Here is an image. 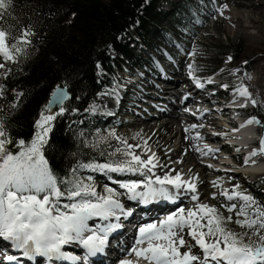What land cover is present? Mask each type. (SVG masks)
<instances>
[{
  "label": "snow or ice",
  "instance_id": "obj_1",
  "mask_svg": "<svg viewBox=\"0 0 264 264\" xmlns=\"http://www.w3.org/2000/svg\"><path fill=\"white\" fill-rule=\"evenodd\" d=\"M11 5L12 0H0V20ZM35 36L31 25L16 27L13 32V26L0 24V60L4 61L0 63V77L8 78L11 72L7 68L9 62L18 64L31 54ZM189 55L194 56L195 50ZM231 59L228 58L229 61ZM187 67L195 86L204 88V83L195 75L199 67L195 63ZM207 83L214 81L209 78ZM221 87L225 90L229 88L227 84ZM4 92V85L0 84V98ZM235 92L246 101L250 100L253 106L257 105L247 87L239 86ZM113 94L115 90L102 95ZM17 95L23 96V93ZM69 99L67 86L56 85L35 122L32 139L16 142L18 151L15 153L8 148L13 141L0 118V242L20 252L30 264L33 260L37 264L61 261L89 264V258L103 254L110 244V236L122 228L118 222L121 217L127 219L133 214L132 210L125 208L121 196L147 205L158 200L175 203L183 194L190 193L191 207H178L163 218L141 224L134 246L127 250V255L135 259L122 258L117 264H264V204L242 190L239 184L230 190L222 188L218 178L211 182L214 188L219 189L218 193H212V199H216L217 195L223 197L228 203L220 208L234 213L236 219L233 220L232 215L225 216L217 206L200 202L197 185L202 181L198 175L186 180L175 169L157 175L156 169L166 168L167 165L160 162L147 140L133 145L128 143L127 138L118 136L115 130H110L106 136L97 134L95 141L87 142L85 146L97 151L105 159L104 163L94 159L78 162L77 167L71 170L70 178L55 175L44 150L54 122L67 111L64 104ZM12 107L16 108L18 104ZM239 107L246 108L247 103ZM90 110L95 112L96 106H91ZM185 111L189 110L186 108ZM252 124L264 126L253 116L241 127ZM197 127L204 125L193 124L185 131ZM110 139L118 144L112 151L107 150L112 147ZM193 139L202 137L197 133ZM102 145L107 147L101 148ZM204 148L208 152L214 151L208 145ZM136 149L140 152L137 153ZM200 151L207 155V152ZM260 154H264V137L260 140L259 149H254L245 163ZM80 169L101 174H133L143 179L118 182L123 192L107 185L101 192L97 190L92 176L79 177ZM97 220H115L117 223L90 224ZM233 223L242 231H235L231 227ZM185 236L194 243H189ZM73 244L84 250L83 255L64 250ZM194 247L199 248L202 256L193 253ZM183 248L187 250L182 252ZM5 259L14 264L18 257L7 255Z\"/></svg>",
  "mask_w": 264,
  "mask_h": 264
},
{
  "label": "trees",
  "instance_id": "obj_2",
  "mask_svg": "<svg viewBox=\"0 0 264 264\" xmlns=\"http://www.w3.org/2000/svg\"><path fill=\"white\" fill-rule=\"evenodd\" d=\"M162 1L170 2L171 10L160 7ZM182 4V0H12L0 24L13 26V32L16 27L31 25L36 36L31 54L7 66L11 69L7 79L0 77L4 93L16 87L23 93L12 104L0 106V118L13 141L8 148L15 153L16 142L32 139L50 92L65 84L71 96L64 104L67 111L54 122L44 150L49 166L59 178H70L78 162L105 161L85 146L95 141V126L102 121L81 112L98 91L114 81L121 67L158 69L159 58L169 56L170 50L154 40L155 26L162 28L163 20L185 25L194 15L189 0L186 11ZM171 38L170 30H165V44L171 45ZM202 50L213 58L208 71H216L225 57L241 58L243 46L239 42L204 41ZM13 104L18 107L13 108ZM235 225H231L234 230Z\"/></svg>",
  "mask_w": 264,
  "mask_h": 264
},
{
  "label": "rangeland",
  "instance_id": "obj_3",
  "mask_svg": "<svg viewBox=\"0 0 264 264\" xmlns=\"http://www.w3.org/2000/svg\"><path fill=\"white\" fill-rule=\"evenodd\" d=\"M177 3L180 2V0H174ZM239 2H246V0H237ZM249 1V4L251 7L256 11L260 9L261 7L264 9V0H247ZM187 0H182V9L185 11L188 9L185 3ZM162 4L160 7L162 8H169L170 9V2L162 1ZM189 3L192 6L191 12L194 15L191 19L186 18L187 22H185V25H175L173 22L169 20H163L162 21V28H157L155 26V32L153 33L154 40L161 41L163 46H167L166 48L170 50V55L167 56L165 59L163 57V60L161 59V66L160 71L157 73L156 76H149V72H142L140 73V76H142L141 79H143V82H139L140 89H138V92H133L130 94L126 93L117 100L116 96H119V92L121 91L120 88H115L114 86L111 87H104L100 91H98L95 95L94 100H91L86 107L82 110L83 116L86 117H92L97 118L101 120V124H98L95 126V137L97 138V134L100 135H107V133L110 130H115L116 134L118 136L127 138L128 143L135 145L133 137H136L137 141L143 144L144 140H147L148 145L151 147L152 151H154L157 155H161L162 157L166 158L167 164H171L170 169H175L176 171L181 172L182 170H187L189 165L187 163L180 162L182 161V157L186 153V148L183 149V151L180 153V157L175 159H171V152L173 149H175L180 141L181 136L180 134H177L175 138L172 141H168L169 135L166 134L163 130L156 131L157 127L153 126L152 129L149 131L144 130V125L140 124L137 119L145 118V121L149 123V125H153L156 123L164 122L165 117H159V115L162 112L157 111L156 108L151 107V103L155 104L157 103V97H162L165 95L167 99L165 100H171L172 102L175 101V98L172 96V93L170 91H166L165 85L167 82L164 83L160 77H165V75L162 73L164 70L168 72L167 77H172V72L175 70V68L178 67V64L181 62L182 64V71L181 76L184 79H180L178 81L179 85L178 87L186 86V82L189 83V85H192L194 83L192 79L189 76V70H188V64L195 63L199 67V71L195 73L198 77H204L208 76V69L210 67V64L213 62V58H209L207 55L203 54L202 50V42L204 41H215V42H233L237 43L239 42L243 46L242 56L241 58H232L231 61L228 60L229 57H225L220 67L216 70V73H219L218 77L222 76V79H226L231 84H236L239 78L244 77L245 81H247L250 77L251 81H254L256 78H258L259 85H256L255 87H247L248 91L252 94V98L257 101V105L253 106L251 101H247L249 105L255 109V114L261 118V120L264 122V14L262 16L258 17L257 13L254 12L253 18L255 20L260 19L259 26L253 24L249 27L244 28H238L235 29L234 26L230 24V22L224 17L225 13V5L229 3V0H189ZM263 4V5H262ZM172 7V6H171ZM257 8V9H256ZM176 10V7L174 8ZM178 11V10H177ZM244 11V9L242 10ZM188 14V12H186ZM222 13V14H221ZM199 21V22H198ZM256 26V27H255ZM170 30L172 33V38L170 41L171 45L165 44L163 36L164 31ZM174 35V36H173ZM153 41V40H152ZM178 41L180 44L179 46L172 45L173 43ZM250 46V47H248ZM195 50V55L191 56L189 55ZM172 53V54H171ZM157 55V53H155ZM162 58V57H160ZM241 59V60H239ZM242 61V65H238V62ZM247 61V63H245ZM0 63H4L3 60H0ZM11 62L7 64L9 66ZM236 65V66H235ZM127 66V65H126ZM120 67V66H119ZM128 67V66H127ZM122 68V67H121ZM120 68V69H121ZM131 70L135 71L134 68L129 67ZM223 69V71H221ZM126 70L124 67L121 69V72L116 73L115 78H119L120 74H125ZM238 70V71H236ZM101 73V69L99 71ZM161 75V76H160ZM217 75H212L209 78H214ZM115 81V79H114ZM192 81V82H191ZM242 81V80H241ZM244 81V79H243ZM242 81V82H243ZM167 84H170L167 83ZM240 86H245L244 83H241ZM113 90H115V94L113 95H102L103 93H112ZM149 91V92H146ZM19 88H13L7 93H4V96L0 98V106L3 105H10L13 103V101L18 98V93H20ZM124 92V91H123ZM126 92V91H125ZM205 92V91H204ZM153 93V94H152ZM154 93H160L161 96H156ZM7 95V96H6ZM12 97L13 99L10 100L9 97ZM102 96L106 97L109 101V105L103 106L98 105L96 103H100V99ZM184 96V94H180L178 97V100ZM101 97V98H100ZM130 99H129V98ZM213 95L208 96L209 98H212ZM148 98V99H147ZM129 99V100H127ZM207 99V100H208ZM159 100V99H158ZM155 101V102H154ZM163 102V101H162ZM96 106V111L92 112L90 110L91 106ZM165 107H162L163 112H166L169 110L171 112L172 105L168 106L165 104ZM177 108L176 110L178 112L179 117V123L175 124V129L180 130L183 132L182 139L187 140L190 138V142L187 144L188 147H192L195 150V156L199 165L197 167V171H194L192 173L193 175H198L200 177V181L202 183H198L199 191H201L202 195L200 196V202L202 203H208L211 205H215L218 208L222 204L228 203L223 197L217 195L216 199H212V193L219 192V189L214 188L212 186V180L216 176L217 178L222 177V180H220L222 188L225 189H231L234 185L239 184L241 186V189L250 193L254 197L257 198V200L264 204V178H261L262 180H259L256 178L255 175L250 173H244L242 171H247L249 168L245 165H240V167L232 166L228 162H233L232 157L229 155V152L227 150L225 151L222 149V147L218 144H220L216 137H218L216 134V137L213 139H204L203 136L202 139H193V137L196 136L198 132L195 131V129L190 130L189 132H186L185 129L189 128V126L195 123H189L185 124L186 118L191 117V121L194 119L197 123L196 125H204V128L206 131H216L217 129L214 128V126H218L219 124H211L208 122H203L200 119H198L200 113L202 110H192V113L187 112L183 113L185 111L187 105L185 107ZM104 107V108H103ZM114 110V111H112ZM250 110V109H249ZM153 113L150 114V113ZM186 112V111H185ZM188 113L192 116H188ZM244 115V114H241ZM129 118L127 122H123L122 120L124 118ZM145 116V117H144ZM193 117V118H192ZM211 117H214V120L217 119L215 117V114L213 112H209L208 119ZM216 121V120H215ZM217 122H221L217 120ZM188 123V122H187ZM139 134V136H137ZM209 140H213L208 142ZM110 144L112 145V149L116 146H118L117 141L114 139H110ZM177 145V146H176ZM204 145H208L209 148L213 149L214 151L208 152L207 149L204 148ZM251 145V144H250ZM221 147V148H220ZM257 148V147H256ZM255 148V149H256ZM203 152H207V155L202 154ZM230 150V149H229ZM254 149H251L253 151ZM137 153L140 152V150L136 149ZM146 158V157H145ZM240 161V159L238 160ZM162 163V160H160ZM239 163V162H237ZM185 164V165H184ZM196 164V163H194ZM209 164L212 166L209 167ZM257 165V164H256ZM77 167V165H76ZM201 169H204L205 172L202 173ZM167 170V169H166ZM162 171L161 168H157L156 172L159 175ZM166 172V171H165ZM195 173V174H194ZM175 175V173H173ZM78 175L81 178H86L88 176L93 177V182L99 188L98 191H103V188L107 185L110 187V179L111 177L107 176L106 173H98V172H91L88 170L80 169L78 171ZM111 175L114 176H120L121 174L118 173H111ZM127 176V174H124ZM129 177L132 176V174L128 175ZM184 179H190L189 176H184ZM115 189L119 188V185L113 186ZM120 189V188H119ZM189 199V198H188ZM190 200V199H189ZM192 201L185 202V207H191ZM220 210L223 212L225 216L232 215L233 220L236 219L234 213H228L225 209L220 208ZM235 231L240 232L242 231L241 228H239L237 225H235ZM186 238V236H185ZM190 243H193L190 241ZM197 251L196 249H193V252ZM133 258H135L133 256Z\"/></svg>",
  "mask_w": 264,
  "mask_h": 264
},
{
  "label": "bare ground",
  "instance_id": "obj_4",
  "mask_svg": "<svg viewBox=\"0 0 264 264\" xmlns=\"http://www.w3.org/2000/svg\"><path fill=\"white\" fill-rule=\"evenodd\" d=\"M224 8H225L224 17L230 22V24L232 26L235 27V29L249 27V26H252L253 24L259 26L260 19L255 20L253 18V14H254V12L257 13L258 17H260V16H262V14H264V9L262 7L255 11L251 7V5L249 4V1H247V0H246V2H239L237 0H229V3ZM243 9H244V11H242ZM181 64L182 63L180 62L178 64V67L175 68V70H173L172 77H167L168 72L166 70H164V72L162 73V75L163 74L165 75L164 78H166L167 81L170 82V84H167L169 82L164 84L165 85L164 89L166 91H170L172 93V96L175 98V101L172 102L171 100H165V99H167V97H165V95H163L162 97H158L159 101L162 103L161 106L160 105L157 106V108L159 107L157 111L162 112L159 115L158 119L160 117H165L164 122H162V123L160 122V124L156 123L153 125H149V123L144 120L147 118L145 116H144L145 118H141V119H137V120H138V122L140 121L139 122L140 124L144 125V130H146V131H149L150 129H152L153 126L157 127L156 131L163 130L166 134L169 135V137H168L169 142L172 141L177 134H180L181 141H180L179 145L178 146L176 145L177 147L175 149H173L172 152L170 153L171 159L172 158H175V159L179 158L180 153L183 151L184 148H186V153L182 157V164L185 162L189 165V167L187 168V170H182L180 173L183 174V177L184 176L192 177V173L194 171L198 170L197 167H198L199 163L197 160L195 161L196 157H194V156H195L196 152H195L193 146L188 147V145H187L191 139L190 138H188L187 140H184V138L182 139L183 132L181 131V129L174 131L175 124H177V123L180 124L179 117H177L178 112L176 110V107L177 108L181 107L180 106L181 104H182V107H185V105H200L201 103L207 104V103H209L211 98L208 99V96H206V94L204 92L205 88H202V89L197 88L194 83H192V85H189V83L186 82V84H187L186 86H183L181 88L178 87V85H179L178 81L180 79H184L181 76L182 75L181 74L182 65H183V64L182 65ZM239 79H240L239 80L240 82L238 83V85H240L241 83H244V85H246V87H255L256 85H259V81H260L258 78H256L254 81H251L250 79L245 81L244 77L239 78ZM243 79H244V81H243ZM163 82L165 83L166 80ZM147 92H149V91H147ZM180 94H184L183 99H182V103L178 100V97ZM154 95L161 96L162 94L160 95V93H156V94L154 93ZM96 104H97V106L98 105L107 106V105H109V101L105 96L104 97L102 96V98L100 99V103L98 102ZM165 104L168 106L172 105L171 106L172 107L171 112L169 110H167L166 112H163V109H161V108L162 107L166 108L167 106H165ZM151 107L154 108L156 106L151 104ZM193 110H195V109H193ZM254 112H255V109L250 107V110L243 111L242 114H244V116L247 117V119H248V117L250 118ZM183 113L187 114V112H185V111ZM189 115L192 116L191 114L188 113V116ZM208 115H209L208 111H202L200 113L198 119H200L203 122H208L211 124H217V125L219 124L220 126H221V124L226 123V119H222L219 115L215 116L217 118V119H215L216 121L214 120V117H211L210 119H208ZM232 116L240 119L239 114H237L235 111L232 112ZM185 120H186L185 124H189V123H195L196 124L197 123L194 119L191 121V117H187ZM217 120H219L221 122L218 123ZM214 128L218 129L219 127L214 126ZM195 131L198 132L201 136H203L204 139H207V140L213 139L214 137H216L215 134H212V132H216V131H211L209 133L206 131V129L204 127H202V128L197 127V128H195ZM237 131H239L241 133V138H239L238 140L240 142L244 143V147H243L244 151H249V150L251 151V149H255L256 147H257L256 149H258L257 144H258V137H259V133H260V128L258 125H256V124L247 125L245 127H241L239 129H237ZM210 141L213 142V140H209L208 142H210ZM221 147L225 151L226 150H227V152L229 151V153H230L229 155L232 157L233 160L238 161L240 159V154L239 153H233V151L229 150L228 146L225 143H222ZM161 160H162V164L167 165V167L161 169L162 171H160L161 173L159 175H163L165 173V171L167 172L171 167V164H167V162H166L167 160L165 157L161 156ZM253 161L255 162V164L245 163L244 165L248 166L249 168L247 169V171H242V172L253 174L256 176V178H258L259 180H262L261 178H264V157H263V155L260 154V155L255 156L253 158ZM194 163H196V164H194ZM230 165L233 166V164H230ZM201 172L204 173L205 170L201 169ZM156 174H158V173L156 172ZM110 183L114 186L117 185V182H110ZM119 190H123V189H119ZM188 197L189 196H187L185 193L181 196L179 201L182 199H186ZM121 202L125 205L126 209L132 210L133 214L130 217H128L127 219L121 217L120 221H118V222L122 225V228L119 229L115 235H112L110 237V244L106 247L105 252L103 254H98L96 257H90L89 258V264H101V261L106 258V255L108 252L111 253L112 251L121 250L122 248H124V246L126 244H128V241L130 238V233H131L132 229L134 228L133 227L134 222L136 221V219L139 216H141V213L143 211H146L148 209H154L158 205H167L168 203H171V202L164 201V200H158V201H154L150 204L144 205V204H141L137 201H129L127 199V197L124 200H121ZM181 203H183V202H181ZM140 220H142L141 221L142 223H144L145 221H148V219H145V218H142ZM109 222L117 223V221H115V220H111V221H98L97 220V221L90 222V224H107ZM132 246H134V244H132ZM0 247H3L5 250H8V252L7 251L4 252L5 254L15 255L18 257V260L16 262H14V264H30V262L28 260L23 258L22 254L20 252L14 250L9 245H7L3 242H0ZM64 250L73 252L74 254H78V255H83V252H84V250L82 248L78 247L75 244L67 246ZM196 253H197V255L202 254L199 249ZM128 258L133 259V260L135 259V258H133V256H130V257L128 256ZM61 262H63V261H61ZM56 263H59V262H56ZM77 263L80 264V262H77ZM0 264H9V262L5 261L4 259H0ZM31 264H37V261L36 260L31 261ZM141 264H144V262H141Z\"/></svg>",
  "mask_w": 264,
  "mask_h": 264
},
{
  "label": "water",
  "instance_id": "obj_5",
  "mask_svg": "<svg viewBox=\"0 0 264 264\" xmlns=\"http://www.w3.org/2000/svg\"><path fill=\"white\" fill-rule=\"evenodd\" d=\"M58 85H65V84H58ZM55 88V87H54ZM54 88L52 89V91L54 90ZM51 91V92H52ZM67 91H68V93H69V95L71 96V93H70V91L68 90V88H67ZM50 92V93H51ZM49 98H50V94H49V97H48V100H49ZM48 100H47V102H48ZM47 102H46V104H47ZM45 104V105H46ZM253 116H255V117H257L259 120H261L256 114H254ZM252 116V117H253ZM263 123V122H262ZM259 126V128H260V133H259V137H258V149H259V147H260V140H261V138L262 137H264V126H261V125H258ZM263 155V157H264V154H262Z\"/></svg>",
  "mask_w": 264,
  "mask_h": 264
}]
</instances>
